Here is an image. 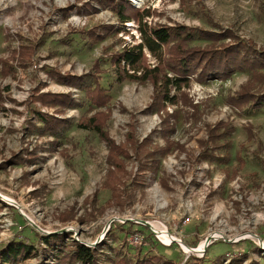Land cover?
Returning <instances> with one entry per match:
<instances>
[{
    "label": "rangeland",
    "instance_id": "rangeland-1",
    "mask_svg": "<svg viewBox=\"0 0 264 264\" xmlns=\"http://www.w3.org/2000/svg\"><path fill=\"white\" fill-rule=\"evenodd\" d=\"M132 3L151 10L149 24L230 32L264 53V0ZM118 28L117 15L105 0H0V249L12 241L38 248L42 236L67 233L69 243L89 247L106 240L112 249L104 251L110 256L134 261L158 256L170 264H186L191 257L207 255L224 264L241 259L242 264H264V105L253 108L254 100L264 96V70H257L256 77L245 68L224 80L195 79L182 90L179 104L168 106V117L157 106L150 109L152 84L116 81L106 60L133 43L131 35L140 40L134 23L116 34ZM231 43L227 39L217 46ZM214 45L198 34L190 44ZM97 60L105 70L102 87L111 96L107 107L98 110L109 115V137L117 145L127 144L133 128L138 142L151 136L153 145L171 143L158 172H149L142 188L134 185L139 166L128 147L133 157L120 185L121 202L104 186L110 167L106 142L79 127L97 111L90 109L79 86L48 75L56 70L83 77L90 86ZM38 90L70 94L74 105L43 106L34 100ZM244 92L252 100L237 107L233 100ZM35 111L54 115L65 126L56 136L43 135ZM221 123L232 130L225 138L229 150L215 149L229 132ZM223 153V162L209 157ZM159 231L168 233L171 242L158 239ZM136 233L142 236L141 245L130 242ZM26 264L55 263L38 250Z\"/></svg>",
    "mask_w": 264,
    "mask_h": 264
},
{
    "label": "trees",
    "instance_id": "trees-1",
    "mask_svg": "<svg viewBox=\"0 0 264 264\" xmlns=\"http://www.w3.org/2000/svg\"><path fill=\"white\" fill-rule=\"evenodd\" d=\"M147 3L152 0H146ZM111 10L117 15L121 28L116 30L119 34L126 30L127 24L134 23L137 26V32L140 40H136L131 35L133 43L124 45L123 49L106 60L110 64L115 79L118 83L136 82L150 83L154 88V102L150 109L155 106L158 112L169 114L168 106H177L180 97L183 95L184 88H190L193 80L207 82L210 80L228 79L235 69H250L256 74L257 70H264V53L253 51L252 45L245 43L228 32V34L195 31L189 27L177 25L174 27L161 24H149L148 18L152 16L149 8H137L132 0H105ZM108 31L115 30L114 26H108ZM127 33H130L129 31ZM198 34V38L212 41L214 46L191 47ZM96 35V31L91 33ZM101 38V37H100ZM231 39L233 43L217 46V43ZM233 39V40H232ZM253 52L254 55H251ZM149 56L155 61L150 63ZM101 60L94 63V73L90 75L93 81L90 86L83 84L84 78L72 75L63 76L56 70L48 72L49 77L57 79L60 83L69 86H79L85 91V98L90 109L97 111L91 117H85L79 123V127L84 130L95 131L103 139L108 148L109 171L106 175L105 188L112 191L114 200L121 202L120 185L124 184L125 176L129 175L127 171V161L132 159L129 148L133 149L135 159L138 161L139 175L134 179V185L142 188L146 184V175L151 172L156 174L160 166V157L167 155L171 150V143L167 142L165 147L153 145L151 136L138 142L132 131L129 132L127 144L117 145L109 137L107 132V120L109 115L98 111L107 107L111 96L105 88L102 87V74L105 70L101 68ZM10 62H3V66L11 71ZM37 91L35 101L44 105H62L73 106L74 101L70 94H54L51 92L40 93ZM251 94L244 92L239 99L233 100L237 107H242L252 100ZM187 99V96H185ZM264 105V96L254 100L253 108L258 109ZM36 119L40 122L39 130L43 135L56 136L65 126V121L42 111H35ZM224 128L227 125L221 123ZM169 122L165 121V129L169 127ZM167 127V128H166ZM170 129V128H168ZM226 137L223 138V145L215 146L216 150L228 147L231 144L227 142V136L232 132L231 128ZM164 134L163 137H165ZM220 137V135H219ZM227 153H223L221 158L211 155V160L225 161ZM97 197V195H95ZM0 202V211L3 209ZM69 214V213H68ZM72 214H70L71 216ZM65 221V220H63ZM67 233H54L42 236V243L38 248L30 246L21 241H12L6 247L0 249V264H26L32 258L36 251L40 250L44 258H51L55 264H170L163 258L152 256L141 260H129L126 257L110 256L104 249L112 248L108 246L106 240L95 247H89L85 244L70 239ZM207 253V252H206ZM239 261V263H235ZM243 259L235 260L230 264H242ZM186 264H224L220 259L211 261L207 255L202 258L191 257Z\"/></svg>",
    "mask_w": 264,
    "mask_h": 264
},
{
    "label": "built area",
    "instance_id": "built-area-1",
    "mask_svg": "<svg viewBox=\"0 0 264 264\" xmlns=\"http://www.w3.org/2000/svg\"><path fill=\"white\" fill-rule=\"evenodd\" d=\"M188 222V220L186 221V223ZM161 233H158L159 237L158 239L161 240L162 235H160ZM168 234V233H167ZM130 242L133 244V245H141L142 244V236L138 233L136 234H133L131 239H130Z\"/></svg>",
    "mask_w": 264,
    "mask_h": 264
},
{
    "label": "bare ground",
    "instance_id": "bare-ground-1",
    "mask_svg": "<svg viewBox=\"0 0 264 264\" xmlns=\"http://www.w3.org/2000/svg\"><path fill=\"white\" fill-rule=\"evenodd\" d=\"M152 225H153V224H152ZM153 227H155V226H153ZM159 233H161L160 235H162V237H163L164 240H166L167 242H171L172 238H171V237H170L165 231H164V232L159 231ZM205 244H206V243H202V244H201V247H203ZM183 247H184L185 250L188 251V248H187V247H185V246H183ZM201 249H202V248H200V249L198 248V249H196L194 252L199 253Z\"/></svg>",
    "mask_w": 264,
    "mask_h": 264
},
{
    "label": "water",
    "instance_id": "water-1",
    "mask_svg": "<svg viewBox=\"0 0 264 264\" xmlns=\"http://www.w3.org/2000/svg\"><path fill=\"white\" fill-rule=\"evenodd\" d=\"M212 238H209L207 241V247L209 246L210 242H211ZM193 252V251H192ZM206 252V248L204 249V253Z\"/></svg>",
    "mask_w": 264,
    "mask_h": 264
}]
</instances>
